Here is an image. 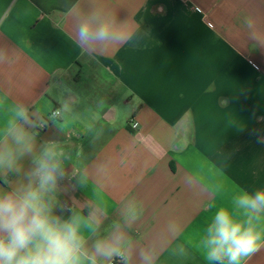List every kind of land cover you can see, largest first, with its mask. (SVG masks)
<instances>
[{
    "label": "crops",
    "instance_id": "crops-1",
    "mask_svg": "<svg viewBox=\"0 0 264 264\" xmlns=\"http://www.w3.org/2000/svg\"><path fill=\"white\" fill-rule=\"evenodd\" d=\"M97 10L123 22L122 43L79 40ZM17 107L36 152L64 153L57 212L91 213L89 244L134 198L137 252L209 264L215 211L242 219L234 196L264 188V0H0V129ZM21 165L0 171V191L25 182L31 156Z\"/></svg>",
    "mask_w": 264,
    "mask_h": 264
},
{
    "label": "clouds",
    "instance_id": "clouds-1",
    "mask_svg": "<svg viewBox=\"0 0 264 264\" xmlns=\"http://www.w3.org/2000/svg\"><path fill=\"white\" fill-rule=\"evenodd\" d=\"M122 29L123 22L114 14L97 10L80 21L78 38L85 46L103 48L122 43ZM28 119L17 107L0 129V171L18 172L21 161L32 158L25 182L15 191H0V264H133L137 255L140 264H153L151 250L137 252L127 231L142 212L134 198L123 205L121 219L106 234L95 233L91 244L82 231L86 223H96L91 213L85 217L72 212L66 218L58 214L64 153L55 144L42 145L36 152ZM233 205L242 210V219L222 207L206 224L202 247L209 264H249L264 251V188L240 190Z\"/></svg>",
    "mask_w": 264,
    "mask_h": 264
},
{
    "label": "built area",
    "instance_id": "built-area-1",
    "mask_svg": "<svg viewBox=\"0 0 264 264\" xmlns=\"http://www.w3.org/2000/svg\"><path fill=\"white\" fill-rule=\"evenodd\" d=\"M61 116V111L58 109H55L54 111L51 112V118L57 119Z\"/></svg>",
    "mask_w": 264,
    "mask_h": 264
}]
</instances>
